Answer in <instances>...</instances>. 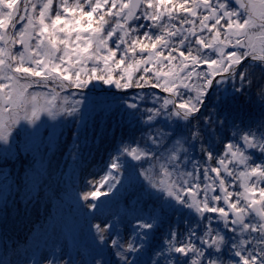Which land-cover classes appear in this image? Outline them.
Listing matches in <instances>:
<instances>
[{
  "label": "snow or ice",
  "instance_id": "6c2138e0",
  "mask_svg": "<svg viewBox=\"0 0 264 264\" xmlns=\"http://www.w3.org/2000/svg\"><path fill=\"white\" fill-rule=\"evenodd\" d=\"M257 67L264 72V0H0V141L7 145L22 121L36 126L23 127L34 136L42 113L55 119L78 112L83 101L68 105L60 96L66 88L95 80L117 89H160L167 95L140 92L121 100L129 121L147 131L110 155L83 199L112 192L131 158L147 164L140 175L161 194L135 228L153 229L169 210L195 213L185 232L169 231L151 264L161 257L163 264H264V111L245 123L233 116L227 91L217 98L223 120L216 109L202 111L226 82L246 94ZM258 95L264 108V85ZM229 124L233 131L218 150L217 133ZM197 143L203 161L192 155ZM94 227L105 241V229ZM134 232L147 239V232ZM111 243L120 264H144L139 257L129 261L135 242ZM93 248L88 264H112L95 240Z\"/></svg>",
  "mask_w": 264,
  "mask_h": 264
},
{
  "label": "trees",
  "instance_id": "16d2710c",
  "mask_svg": "<svg viewBox=\"0 0 264 264\" xmlns=\"http://www.w3.org/2000/svg\"><path fill=\"white\" fill-rule=\"evenodd\" d=\"M92 82L96 81L93 80ZM100 83H102V89L95 86L86 87L87 91L83 93L97 96L94 104L109 103V106H99L84 126L79 129V154L70 161L65 156V153H68L71 148L73 133H75L74 127L71 126L67 134L58 140L51 154V161L46 170L40 175L39 184L36 188L28 186L27 181L22 176L26 168L23 165L25 159H22L23 163L18 167L16 164L13 165L12 175L10 176V178H13L12 185L0 187V245L6 253H17L23 248L33 246L38 238L37 233L54 216L53 212L57 209L56 203L51 198L53 193L62 200H66L65 202L72 204V199L67 196V193H74V189L80 191L93 170L105 169L110 155H115L117 149L123 144H131L134 140H139L142 132L147 131L143 123L129 121L126 106L121 104L122 99L135 96L140 92L155 91L158 94L167 95L162 90H153L151 87L145 89H117L109 87L102 81ZM261 85H264V72H261V69L257 67L252 87L248 89L245 86L246 94H237L236 92L229 94V102L234 110L233 116L242 115L245 123L250 119L258 120L260 118L261 111H264L258 95ZM239 87L240 85L237 82L236 88ZM233 96L236 97L235 101L231 100ZM218 97L223 96L219 91H216L211 95L210 100L206 101L207 106L202 111L204 115H207L213 109H216L219 118L223 120L226 114L217 107ZM144 106L151 107L152 105L149 102ZM249 113H251V116L248 115ZM215 118L214 115L213 119ZM160 119L163 120L164 118L161 117ZM235 122L239 125L241 120L236 119ZM157 126L163 127L164 125ZM165 130L170 131L171 129ZM232 131L233 129L229 124L217 133L219 137L217 141L218 150H222L223 143L226 142L227 137H230ZM192 155L195 159L203 161L198 143ZM53 162H56V165H51ZM212 164L215 165V160L212 161ZM133 166L141 171V168L147 167V164L133 163V160L129 158V163L122 169L121 182L116 185L112 192L104 195L110 201L111 208L117 210L120 216L119 225L123 222L133 225L137 222V218L144 216V214L149 217L154 208L158 207L160 203L157 198L160 195L156 194L155 189L150 188L145 180H141L139 183L125 180V175L128 172L127 168ZM59 168L66 171L71 168L72 174L69 176L65 173L67 178L65 175L59 176ZM105 192H107L106 187ZM143 197L144 199H142ZM146 198L147 200H145ZM194 217V213L189 216L187 209H181L178 212L169 210L166 215L160 217L153 229L142 230L147 232L146 240L142 237H136L134 232L135 243L141 247L142 241L143 247L141 248L145 251L144 254L147 253L148 256L155 257V253L163 250L169 231L175 229L179 232H185ZM121 218H124L123 222H121ZM140 230L137 228L135 231ZM161 264H163L162 257Z\"/></svg>",
  "mask_w": 264,
  "mask_h": 264
},
{
  "label": "rangeland",
  "instance_id": "374dc122",
  "mask_svg": "<svg viewBox=\"0 0 264 264\" xmlns=\"http://www.w3.org/2000/svg\"><path fill=\"white\" fill-rule=\"evenodd\" d=\"M206 67L202 66V68ZM93 86L102 89V83L100 81L92 82L87 87ZM108 86L114 87L112 85ZM37 90L47 92L48 88H40ZM218 91L222 96H224L225 91L228 94L235 92L231 81L219 85ZM83 92L76 90V88H66L60 92L61 97H68V105H71L74 100L83 101L79 105V111L73 115L58 114L53 119L47 113H42L36 121V125H39V130L34 136H30L23 131V127L32 130L36 126L22 121L20 125H17L13 129L12 136L7 145L0 141V187L12 185L13 178H10L12 175V167L15 164L18 167L23 163L22 159H25L23 165L26 168L22 176L27 181L28 186L36 188L39 184L40 175L46 170L51 161V154L58 140L67 134L71 126L74 127L75 133H73L71 148L68 153H65V156L70 161L79 154V129L84 126L99 106H109V103L94 104L97 96L91 94L85 95ZM57 103L59 105L62 101H57ZM9 146L10 150L5 152L3 149L9 148ZM134 162L137 161L133 160ZM51 165H56V162H53ZM127 169L128 172L125 175V180L137 181V183L144 180L143 176L140 175L141 171L135 166L128 167ZM103 172L104 169L93 170L80 191H78L79 189H74V193H67V196L72 199V204L65 202L66 200H62L53 193L51 198L56 203L57 209L53 212L54 216L37 233L38 238L33 246L23 248L17 253H6L0 245V264H35V262L49 264V261H53L54 264H64L69 258L74 260L76 264H88L94 255V240L96 244H101L105 248V252L112 264H120V258L114 254L116 250L113 248L111 241L119 239L125 246L129 242H136L134 229H137L135 228L137 222L133 225L127 224L123 222L124 218H121V222L123 223L119 225L120 216L115 208H111L110 201L104 195L96 200L89 198V200L85 201L83 199L85 193L93 190L89 182L99 180ZM58 173L59 176L65 175V173L70 176L72 171L71 168L67 171L65 169L60 170L59 168ZM66 175L65 177L67 178ZM101 191L105 192V187ZM155 193L161 195L157 190H155ZM92 203L97 204V207H89ZM148 211L150 212V210ZM138 218L147 217L144 214V216H139ZM97 224L101 226V229H105L102 233L105 236V241L103 242L99 239V234L94 227ZM108 225L112 227L108 228ZM136 247L137 252L128 255L129 261H135L139 257L144 264H151V260L155 257L148 256L147 253L144 254L145 251L141 247L137 245ZM228 255L226 252L225 257L227 258Z\"/></svg>",
  "mask_w": 264,
  "mask_h": 264
},
{
  "label": "water",
  "instance_id": "95a60500",
  "mask_svg": "<svg viewBox=\"0 0 264 264\" xmlns=\"http://www.w3.org/2000/svg\"><path fill=\"white\" fill-rule=\"evenodd\" d=\"M79 90L86 91V89H79Z\"/></svg>",
  "mask_w": 264,
  "mask_h": 264
}]
</instances>
